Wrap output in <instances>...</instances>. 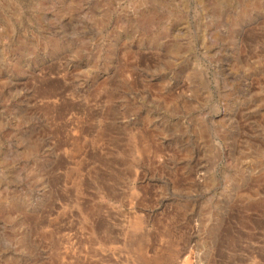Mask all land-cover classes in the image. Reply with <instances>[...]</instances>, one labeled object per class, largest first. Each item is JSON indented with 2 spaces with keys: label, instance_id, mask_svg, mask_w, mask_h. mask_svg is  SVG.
I'll list each match as a JSON object with an SVG mask.
<instances>
[{
  "label": "rangeland",
  "instance_id": "1",
  "mask_svg": "<svg viewBox=\"0 0 264 264\" xmlns=\"http://www.w3.org/2000/svg\"><path fill=\"white\" fill-rule=\"evenodd\" d=\"M0 264H264V0H0Z\"/></svg>",
  "mask_w": 264,
  "mask_h": 264
}]
</instances>
